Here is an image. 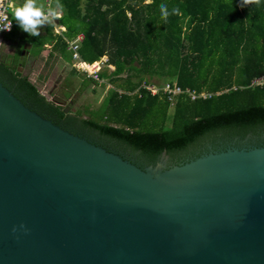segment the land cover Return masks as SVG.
<instances>
[{"label":"water","instance_id":"1","mask_svg":"<svg viewBox=\"0 0 264 264\" xmlns=\"http://www.w3.org/2000/svg\"><path fill=\"white\" fill-rule=\"evenodd\" d=\"M166 157L141 168L0 80V264H264V144Z\"/></svg>","mask_w":264,"mask_h":264},{"label":"trees","instance_id":"2","mask_svg":"<svg viewBox=\"0 0 264 264\" xmlns=\"http://www.w3.org/2000/svg\"><path fill=\"white\" fill-rule=\"evenodd\" d=\"M161 4L169 12L178 8L179 14L165 22ZM49 7L60 13L50 20L65 29L57 33L54 22L45 21L38 36L23 31L12 38L14 22L3 40L13 52L7 58L0 54V80L52 122L97 133L127 153L136 152L146 164L164 152L170 165L202 154L207 143L264 130V84L249 85L264 75V0H51ZM78 33L83 61L107 56L98 76L109 87L86 117L63 112L59 99L47 98L27 73L17 70L22 49L33 58L46 45V58L71 65L66 39ZM151 77L208 95L190 99L182 93L171 105L161 92L151 95L139 87ZM86 81L104 84L83 78L81 85ZM167 118L170 124L164 126Z\"/></svg>","mask_w":264,"mask_h":264},{"label":"rangeland","instance_id":"3","mask_svg":"<svg viewBox=\"0 0 264 264\" xmlns=\"http://www.w3.org/2000/svg\"><path fill=\"white\" fill-rule=\"evenodd\" d=\"M36 1L38 4H35V6L37 5L40 9H43V0ZM148 1L149 0H145V2ZM19 5L20 4L17 5L16 0H12L8 8L9 15L15 23L14 11L17 7H22ZM16 29L17 32L14 35L11 34L12 36L10 37L17 38L23 32L17 23ZM36 31H38V28ZM6 35L7 34L5 33L1 35L2 41L0 43V54L2 56L4 55V58H7L8 54L13 52V48L10 47L9 43L3 41L5 39L4 36ZM47 48L48 47L45 46L44 49L33 58H31L30 55L27 56L28 59L26 58L21 70L28 74L29 80L36 84L39 92L43 94L45 93L47 98L54 97L59 100H64L65 104H69L68 111L72 114L80 113L82 117H86L89 113H91V110H97L109 87V84L102 79L100 82H104V84H96L93 81H86L85 85H81V81H83V78H86V76L81 72L76 74L72 73L70 71L72 70V68H70L71 65L61 61L60 59L53 62L52 59L46 58L45 53H47ZM109 67L112 68L111 65H109ZM166 80L157 77L150 78L151 82L158 85L164 83ZM134 91L136 92V89ZM169 124L170 120L167 118L163 125L169 126ZM84 131L87 134L95 135V133H91L87 130ZM128 153L135 158L137 157L136 152L128 151ZM136 159L142 161L141 158ZM164 159L166 161L171 160L169 156Z\"/></svg>","mask_w":264,"mask_h":264},{"label":"built area","instance_id":"4","mask_svg":"<svg viewBox=\"0 0 264 264\" xmlns=\"http://www.w3.org/2000/svg\"><path fill=\"white\" fill-rule=\"evenodd\" d=\"M10 2L11 0H0V43L2 41L1 35L6 32H9V30L7 29L9 27L12 29L14 24L8 12ZM50 2L51 0H44L45 6L48 7L50 5ZM42 12L44 13L42 21H44L45 18L52 19L53 17H55V15H53L54 12H52L50 9H44ZM63 30L64 27L62 25H58L55 28V32L57 33H60ZM81 39L82 33H78L73 39H66L67 48L71 51V66L75 68V70H77L78 72L83 73L86 78H89L94 81H102V79L98 76V71L102 66H104V63L107 60L106 56L102 55L100 56V58L90 63L83 61L78 53L79 42ZM263 84L264 75L253 77L249 83L250 86ZM139 87L145 88V90H147L151 95H155L161 92L162 94H164L166 100H168L171 105L174 103L175 98L182 93L188 95L190 99H195L197 97H205L206 95H208V93L204 91L196 92L188 88H181L174 81H165L164 83L159 85L151 81H142Z\"/></svg>","mask_w":264,"mask_h":264},{"label":"flooded vegetation","instance_id":"5","mask_svg":"<svg viewBox=\"0 0 264 264\" xmlns=\"http://www.w3.org/2000/svg\"><path fill=\"white\" fill-rule=\"evenodd\" d=\"M64 106V105H63ZM61 127H63L64 129H67L68 131L78 134L86 139H88L89 141L98 144L100 146H103L104 148L114 151L120 155H122L123 157L127 158L128 160L132 161L133 163H135L137 166L144 168L146 165V163L137 160L135 157H133L132 155H130L129 153H127L126 151H123L121 148H119L116 144H114L113 141L107 140L104 137H100L99 134L95 133V135L92 134H87L84 130L80 129L78 126H71L70 124L61 122L59 124ZM98 136V137H97ZM100 137V138H99ZM105 139V140H104ZM216 142L215 145H210V143L205 146L204 149H202L200 152H207L209 150H221V149H226L228 147H253V146H259V145H263L264 144V130H262L258 135H252L250 132L247 133L246 135H244V137L242 138H232V139H222V140H218ZM168 156V155H167ZM161 158L159 157L155 163H157ZM164 160V167L168 166L171 164L170 160ZM152 163V164H155Z\"/></svg>","mask_w":264,"mask_h":264},{"label":"clouds","instance_id":"6","mask_svg":"<svg viewBox=\"0 0 264 264\" xmlns=\"http://www.w3.org/2000/svg\"><path fill=\"white\" fill-rule=\"evenodd\" d=\"M36 0H26L22 7H17L14 11V18L20 29L24 32H28L30 35L38 36L36 31L43 21L42 17L44 13L37 7H34ZM245 4H259V0H244ZM160 12L162 19L167 22L169 15L179 14L178 8H173L171 12L168 10V6L165 4L160 5ZM56 18H59L60 13H53ZM10 27L7 29L10 31ZM23 227V226H21ZM15 232L16 229H13Z\"/></svg>","mask_w":264,"mask_h":264},{"label":"crops","instance_id":"7","mask_svg":"<svg viewBox=\"0 0 264 264\" xmlns=\"http://www.w3.org/2000/svg\"><path fill=\"white\" fill-rule=\"evenodd\" d=\"M150 1V0H149ZM11 2H12V0H11ZM10 2V3H11ZM26 2V0H16V3H17V5L18 4H20L19 6H23L24 5V3ZM43 2H44V0H43ZM35 4H38L37 3V1H36V3ZM35 4H34V7H37V8H39L40 9V7H38L37 5L35 6ZM44 9H50V7L48 6V7H46L45 6V3H44V8L43 9H40L41 11H43ZM55 13H58V12H55ZM53 18H55V17H53ZM12 19V18H11ZM51 18H45L44 19V21L43 22H45V21H53L54 22V31H55V28L58 26V25H60V24H57L56 23V21L55 20H50ZM13 20V19H12ZM14 22V21H13ZM63 26V25H62ZM64 27V26H63ZM65 29V28H64ZM37 30V29H36ZM41 31V29H39V26H38V31L37 32H40ZM72 39V38H71ZM46 47H48V45H46ZM45 51V50H44ZM48 51V48L46 49V52ZM46 54V53H45ZM103 56H106L105 54L103 55ZM26 58H27V56H26ZM106 58H107V56H106ZM28 59V58H27ZM72 67V66H71ZM70 67V68H71ZM72 73H77L76 71H73V70H70ZM79 73V72H78Z\"/></svg>","mask_w":264,"mask_h":264}]
</instances>
